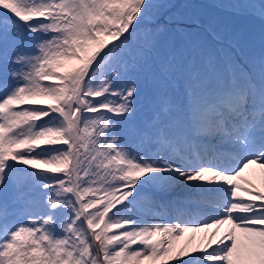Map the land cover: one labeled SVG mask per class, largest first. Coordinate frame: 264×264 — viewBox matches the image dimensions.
<instances>
[{
    "label": "rangeland",
    "instance_id": "rangeland-1",
    "mask_svg": "<svg viewBox=\"0 0 264 264\" xmlns=\"http://www.w3.org/2000/svg\"><path fill=\"white\" fill-rule=\"evenodd\" d=\"M229 10L247 14L258 27L257 48ZM69 54L85 64L99 58L92 72H86L81 104L103 102L129 118H142L147 126L140 129L122 117L116 119L118 115L93 108L84 111L77 132L78 156L71 165L68 146L73 143H69L66 118L78 109L74 90L67 84L70 78L61 82L48 72L50 63ZM84 66L80 63L75 74L84 75ZM42 68L48 81L39 80V74H45ZM242 94L250 96L242 99ZM19 95L25 96V109L40 113L41 118L39 124L28 125L19 144L40 136L45 145L19 150L20 156L38 161L28 172L18 167L3 169L5 159L0 155V264H38L35 250H42L51 264H121L104 249L123 235L122 225L132 223L128 212L135 204L114 210L115 203L94 211L90 199L105 184L123 186V177L133 176L131 168L139 163L127 153L135 145L152 148L149 138L165 131L161 115L169 118L170 125L175 121L184 129L182 117L187 113L182 115L181 110L189 105L195 123L206 124L208 114L199 113L200 106L204 107L202 96L218 102L222 95H236L229 107L238 104V113L240 105L264 107V0H0V154L14 144L2 133L6 125L3 105ZM181 98L192 101L184 104ZM23 100L13 104L11 118L21 112ZM230 109L233 117L236 112ZM259 111V126H264V109ZM242 123L236 126L242 129ZM101 126L105 134L97 141L94 129ZM185 133L199 140L193 130ZM238 136L232 157L223 152L233 165L246 151L242 135ZM70 169L75 182L69 179ZM165 171H150L148 176L174 180L176 170ZM204 171L206 175L199 177L201 186L217 181L223 173L212 167ZM237 180L243 197L264 199V172L254 175L249 169ZM180 203L173 199L171 207L177 210ZM35 206L43 217L31 223L27 212ZM216 206L223 212L228 209V205ZM216 218L204 222L210 242L221 237L227 224L224 214ZM148 262L147 258L139 260V264Z\"/></svg>",
    "mask_w": 264,
    "mask_h": 264
},
{
    "label": "bare ground",
    "instance_id": "bare-ground-1",
    "mask_svg": "<svg viewBox=\"0 0 264 264\" xmlns=\"http://www.w3.org/2000/svg\"><path fill=\"white\" fill-rule=\"evenodd\" d=\"M190 92L189 94H192ZM246 96L250 95L242 94L240 97L243 99ZM235 97L236 95H233L231 101ZM180 101L187 104L192 99L181 98ZM261 109L264 107L248 109L240 105L238 114L240 117L248 118V122L242 123V129L234 125L232 130L230 127H224L227 144L225 150L231 153V157L237 142L240 141L238 135H242L241 145L246 151L236 165L229 161L221 163L217 158H205L202 155L205 147L201 143L194 144L195 142L185 139L182 127L175 121L172 126L167 123L171 135L163 134L159 139L157 137L150 139L151 149L136 151L137 148H133L127 156L138 159L139 164H134L131 168L134 175L122 179L123 186L105 184L90 199L89 205L94 211L106 206H114L117 202H120L119 207L130 203L136 204L132 207L133 224L123 225L120 229L122 234L129 233L132 242L126 241L123 235H119L115 240L108 242L104 252L112 254L121 264H139V260L145 256L150 260L146 264H264V199L243 197L240 190L242 186L237 180L249 169H252L254 175L257 172H264V138L260 142L256 141L260 136L264 137L262 131L264 126L255 125L259 120L257 116L254 115L255 119L248 117L250 113ZM161 116L169 119L164 115ZM226 116L223 114V117ZM182 119L186 121L187 114H184ZM198 131L204 134L203 136L209 134L208 126H200ZM173 136L180 138L177 140H182L179 143L183 147L182 152L171 149V145L162 142L173 139ZM208 138L213 141L219 136L210 133ZM167 147L170 149L167 150ZM221 160L224 161L223 158ZM199 161L202 165L197 167L196 162ZM164 162H170L173 170H176L174 180L150 179L148 177L150 171L166 170ZM210 164L223 173L218 174L220 177L217 181L201 186L199 177H202L203 171L206 170L205 165ZM193 167H196L194 171ZM147 184L152 185L154 190L143 189ZM160 187H163L164 191H157ZM256 192L259 193L257 188ZM160 193L173 194L184 203L199 208L200 213L197 214L191 208L185 207L181 208L179 213L173 212L167 198L160 197ZM216 205L221 207L228 205L226 206L228 209L223 212ZM37 208L35 206V209H29L27 212L32 216L31 223L36 218L43 217V213ZM220 213L226 218V227L218 240L216 236L210 242L208 225L204 222L212 217L217 219ZM154 226L157 234L153 232ZM215 256L220 258L213 260Z\"/></svg>",
    "mask_w": 264,
    "mask_h": 264
},
{
    "label": "trees",
    "instance_id": "trees-1",
    "mask_svg": "<svg viewBox=\"0 0 264 264\" xmlns=\"http://www.w3.org/2000/svg\"><path fill=\"white\" fill-rule=\"evenodd\" d=\"M245 26L248 30V33H250V35L252 36L253 32H252V27L250 26V24L248 22H245ZM38 260L40 264H49V262L41 254H38Z\"/></svg>",
    "mask_w": 264,
    "mask_h": 264
}]
</instances>
